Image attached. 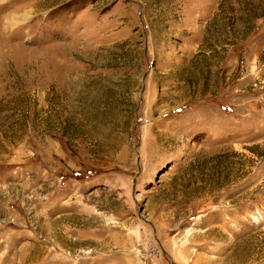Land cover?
<instances>
[{
	"label": "rangeland",
	"instance_id": "374dc122",
	"mask_svg": "<svg viewBox=\"0 0 264 264\" xmlns=\"http://www.w3.org/2000/svg\"><path fill=\"white\" fill-rule=\"evenodd\" d=\"M0 264H264V0H0Z\"/></svg>",
	"mask_w": 264,
	"mask_h": 264
},
{
	"label": "bare ground",
	"instance_id": "6f19581e",
	"mask_svg": "<svg viewBox=\"0 0 264 264\" xmlns=\"http://www.w3.org/2000/svg\"><path fill=\"white\" fill-rule=\"evenodd\" d=\"M25 19V18H24Z\"/></svg>",
	"mask_w": 264,
	"mask_h": 264
}]
</instances>
